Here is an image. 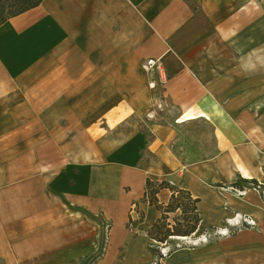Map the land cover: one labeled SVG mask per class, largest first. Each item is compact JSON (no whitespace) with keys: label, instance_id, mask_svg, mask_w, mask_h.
<instances>
[{"label":"crops","instance_id":"obj_1","mask_svg":"<svg viewBox=\"0 0 264 264\" xmlns=\"http://www.w3.org/2000/svg\"><path fill=\"white\" fill-rule=\"evenodd\" d=\"M148 58L162 64L152 77ZM149 81L175 124L211 123L213 150L182 160L174 124L157 121L149 139L102 148L154 107ZM238 177L264 178V0H41L0 25L2 264H264V198L231 191ZM146 178L198 198L189 238L234 213L254 226L155 257ZM156 197L165 204L168 189Z\"/></svg>","mask_w":264,"mask_h":264},{"label":"rangeland","instance_id":"obj_2","mask_svg":"<svg viewBox=\"0 0 264 264\" xmlns=\"http://www.w3.org/2000/svg\"><path fill=\"white\" fill-rule=\"evenodd\" d=\"M192 1L195 5H197L198 0H189ZM143 62V61H142ZM161 90L162 87H156L155 89L151 90L150 97L154 99V107H152L149 111L144 112L140 115H133L131 116L126 123L120 125L116 131L111 134L110 139H105L106 141L104 144L102 143V148H108V145L115 144L116 142H121L125 140L129 134L132 132H143L145 138H150L151 134L149 132V124L150 121H157L162 123H172L174 124V128L176 129V135L174 140L171 144L173 152L178 155L182 160H198L205 156V151L213 150L214 146V138L211 135L212 125L208 120L200 119L197 121H187L182 124H175L176 121L179 119L180 115L176 107H174L169 101H165L161 97ZM161 103V105H157ZM109 137V135H108ZM142 158L140 162L143 163L145 161H150L151 156L149 153L143 152ZM153 163V162H152ZM144 164V163H143ZM176 214H170L169 220L174 217ZM172 224V221H170ZM225 222L222 225L212 227L210 229H205L201 235L198 237H191L186 240L182 239H169L167 243H160L156 246H153L156 250V255L164 256L168 254L172 247L180 248V247H191L195 246L199 243L206 242L208 240L224 237L231 235L238 230L245 228L243 226H237V230L233 233H228V231L222 232L223 234H218ZM102 233L100 232L98 237V255L102 254L105 249V240H106V233L105 230L107 228L106 223L102 225ZM134 227V226H133ZM247 227V228H252ZM135 232L137 231L134 227L133 229ZM227 230V229H226ZM231 231V230H230ZM95 256V257H96ZM94 257V258H95ZM0 264L2 262L0 261ZM85 264H95V260H89Z\"/></svg>","mask_w":264,"mask_h":264},{"label":"trees","instance_id":"obj_3","mask_svg":"<svg viewBox=\"0 0 264 264\" xmlns=\"http://www.w3.org/2000/svg\"><path fill=\"white\" fill-rule=\"evenodd\" d=\"M40 1L41 0H0V25L7 19L37 6ZM246 185L255 188L262 196V185L255 179L238 177L229 187L244 189L243 187ZM161 189H168L169 191V197L165 204L160 203L156 197V194ZM198 201V198L193 197L189 191L179 188L169 181H153L146 178L144 192L140 202L154 206L160 211V216L152 223L149 229L145 231L146 235L158 244L167 243L169 239H177L176 237L190 236L196 230L200 221L197 212ZM170 214L176 215L169 220L168 216ZM170 221H172V224ZM175 249V247H172L169 252ZM151 252L153 255H156V250L153 247H151ZM157 256L159 257V255Z\"/></svg>","mask_w":264,"mask_h":264},{"label":"built area","instance_id":"obj_4","mask_svg":"<svg viewBox=\"0 0 264 264\" xmlns=\"http://www.w3.org/2000/svg\"><path fill=\"white\" fill-rule=\"evenodd\" d=\"M141 68H142V70H143V72L145 74H150V77H152L154 72L158 73L162 69V64H161L160 58H148V59H145L141 63ZM148 87L150 89H154L155 88V82L154 81H149L148 82ZM258 182H260L261 185H262L261 193H262V196L264 198V178H263L262 181H258ZM229 189L231 191H233L234 193H236L237 195H239V196H241L244 193V189H237V188H233V187H229ZM131 209L133 210V209H135V207L133 206ZM131 221L128 223V229L133 231V232H135L133 230L134 227H133ZM224 222H225L224 223L225 225L223 226V228L220 229V231H218V234H220V235H222L223 234L222 232H225V231H228V233L229 232L233 233L240 226H243V227L254 226V221L249 216L240 215L238 213H234L229 218H226ZM237 226H239V227H237ZM180 239L186 240V239H189V237H182Z\"/></svg>","mask_w":264,"mask_h":264},{"label":"bare ground","instance_id":"obj_5","mask_svg":"<svg viewBox=\"0 0 264 264\" xmlns=\"http://www.w3.org/2000/svg\"><path fill=\"white\" fill-rule=\"evenodd\" d=\"M176 238L180 239V238H182V237H176Z\"/></svg>","mask_w":264,"mask_h":264}]
</instances>
